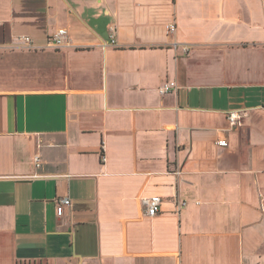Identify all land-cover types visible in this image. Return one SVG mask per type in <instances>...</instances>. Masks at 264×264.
Returning a JSON list of instances; mask_svg holds the SVG:
<instances>
[{"label": "crops", "instance_id": "1", "mask_svg": "<svg viewBox=\"0 0 264 264\" xmlns=\"http://www.w3.org/2000/svg\"><path fill=\"white\" fill-rule=\"evenodd\" d=\"M0 264H264V0H0Z\"/></svg>", "mask_w": 264, "mask_h": 264}, {"label": "built area", "instance_id": "2", "mask_svg": "<svg viewBox=\"0 0 264 264\" xmlns=\"http://www.w3.org/2000/svg\"><path fill=\"white\" fill-rule=\"evenodd\" d=\"M113 28V27H112ZM176 23H172L168 26L169 33L173 34L176 31ZM68 39V31L65 27L59 28L56 32H54L50 38L51 44L55 48L62 47ZM20 43L26 44L27 47L31 48L32 46V38L27 35L19 36L18 38ZM112 42H115L114 35H112ZM178 87L176 81H166L159 87V92L164 95L166 93L174 91ZM240 117V114L238 112H232L228 115V118L232 124H234L238 118ZM37 165H39L40 157H35ZM145 208H146V214L149 216H155L157 215L161 210V203L162 199L159 195H154L151 197H146L143 199ZM71 205V199L68 197H62L58 200V207H57V213L58 215L62 216L65 212L66 206ZM187 205V201H182L178 204L177 208L180 210L182 207Z\"/></svg>", "mask_w": 264, "mask_h": 264}]
</instances>
